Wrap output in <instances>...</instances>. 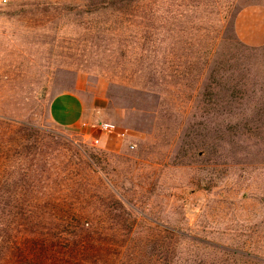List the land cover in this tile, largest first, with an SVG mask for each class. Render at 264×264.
<instances>
[{"label":"rangeland","instance_id":"374dc122","mask_svg":"<svg viewBox=\"0 0 264 264\" xmlns=\"http://www.w3.org/2000/svg\"><path fill=\"white\" fill-rule=\"evenodd\" d=\"M259 1L0 5V264H264Z\"/></svg>","mask_w":264,"mask_h":264},{"label":"crops","instance_id":"0c3cea01","mask_svg":"<svg viewBox=\"0 0 264 264\" xmlns=\"http://www.w3.org/2000/svg\"><path fill=\"white\" fill-rule=\"evenodd\" d=\"M234 32L240 41L248 45L264 43V0L238 10L234 17ZM54 101L51 108L53 121L62 126L75 127L81 114L78 94L69 92Z\"/></svg>","mask_w":264,"mask_h":264},{"label":"trees","instance_id":"16d2710c","mask_svg":"<svg viewBox=\"0 0 264 264\" xmlns=\"http://www.w3.org/2000/svg\"><path fill=\"white\" fill-rule=\"evenodd\" d=\"M99 4H97V8L100 7H105V6H109L110 8H115V9H120L122 8L124 5H126L127 3H131L134 2V0H95V2H98ZM136 1V0H135ZM5 194H8L9 196H11L10 194H12V192H9V189H7L5 191ZM3 207H11V205L6 204ZM2 207V209H3ZM20 208V207H19ZM4 212V211H3ZM6 213V212H5ZM11 213V212H10Z\"/></svg>","mask_w":264,"mask_h":264},{"label":"built area","instance_id":"2783aa9c","mask_svg":"<svg viewBox=\"0 0 264 264\" xmlns=\"http://www.w3.org/2000/svg\"><path fill=\"white\" fill-rule=\"evenodd\" d=\"M9 0H0V5H4L8 2ZM106 126V125H105ZM97 140V139H96Z\"/></svg>","mask_w":264,"mask_h":264}]
</instances>
